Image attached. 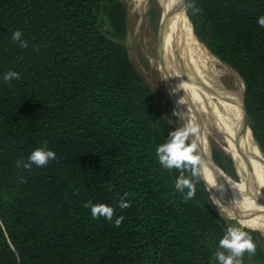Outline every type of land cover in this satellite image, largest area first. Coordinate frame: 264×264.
Masks as SVG:
<instances>
[{
  "label": "trees",
  "instance_id": "1",
  "mask_svg": "<svg viewBox=\"0 0 264 264\" xmlns=\"http://www.w3.org/2000/svg\"><path fill=\"white\" fill-rule=\"evenodd\" d=\"M184 4L196 38L242 79L264 154V0ZM126 33L124 0H0V264H217L227 227L242 226L218 210L208 174L185 200L175 181L190 173L158 162L179 124L130 61ZM45 146L54 160L22 166ZM212 155L237 177L229 155ZM89 203L111 206L112 220Z\"/></svg>",
  "mask_w": 264,
  "mask_h": 264
},
{
  "label": "bare ground",
  "instance_id": "2",
  "mask_svg": "<svg viewBox=\"0 0 264 264\" xmlns=\"http://www.w3.org/2000/svg\"><path fill=\"white\" fill-rule=\"evenodd\" d=\"M157 2L162 9V21L173 34L174 47H179L182 44L186 49L187 66L184 72L186 74L191 73V80L194 84L192 93H187L180 77H178L173 59L166 58L160 51L157 55L161 60L160 68L167 86L166 89L169 92L171 89L175 90L174 94L169 96L174 104L176 103L185 112L187 118L198 126V139L196 142L198 151L205 162L207 174L210 176L207 177L214 181L215 186L220 191L227 185L233 187L246 214L264 237V156L259 150L251 131L244 124L239 107L231 110L228 105L225 89L220 83L222 71L208 64L207 58L201 53L200 44L195 40L191 24L186 17L187 15H185L182 0H157ZM216 59L219 60L217 57ZM222 68L226 73L239 78L229 67ZM204 91H209L214 95L218 94V104H211L206 99ZM243 91L244 83L242 90L240 89L239 105H241ZM181 96H184V102L181 101ZM189 109L192 116L185 111ZM210 129L222 135L224 142L231 149L232 156L238 162V166L245 159L252 164L254 174L251 180L242 178L241 184L237 185L217 169L204 147L203 134Z\"/></svg>",
  "mask_w": 264,
  "mask_h": 264
},
{
  "label": "rangeland",
  "instance_id": "3",
  "mask_svg": "<svg viewBox=\"0 0 264 264\" xmlns=\"http://www.w3.org/2000/svg\"><path fill=\"white\" fill-rule=\"evenodd\" d=\"M124 2L127 9V33L125 36V45L128 57L142 79L151 87L162 108L170 111L177 119L179 126H183L182 124L185 123V119L179 114L185 112L181 110L176 103L174 104L169 96L174 94V90L171 89L169 92L168 89H166L167 86L165 80H163L164 77L160 68L161 60L157 54L161 51L162 55L166 58L173 59V63L176 65V70L179 75L177 76L180 77L181 83L186 89V92L190 94L194 89V84L191 80V73L186 74L184 72L187 66L186 49L182 44H180L179 47H174L173 34L164 24V21H162V9L157 0H124ZM192 32L195 40L200 44L201 53L207 58L208 64L217 67L222 71L220 83L225 89L228 105L231 107V110L239 107L240 115L243 118V109L242 106L239 105L242 79L240 80L239 78H235L233 75L226 73L222 67L228 66L217 60L216 57L196 38L193 28ZM204 95L211 104H218V94L214 95L209 91H204ZM180 99L182 102L185 101L184 96H181ZM185 111L189 112L192 116L190 109ZM204 134V147L214 165L226 178L237 185L241 184L242 178L248 180L252 179V175L254 174L252 164L245 159L242 160L238 166V162L232 156L231 149L224 142L222 135L212 129ZM191 139L192 138L190 137V141ZM216 148H219L231 157L236 171V178L228 175L215 164L212 152L213 149ZM211 185L214 189L215 198L221 199L225 204L218 206V210L225 216L236 218L243 226V229L251 235L256 244V251L254 254L259 256V259L252 260L254 254L245 252V256L248 258L247 264H264V237L246 214L242 202L233 187L227 185L222 188V191H220L215 186L214 181L211 182Z\"/></svg>",
  "mask_w": 264,
  "mask_h": 264
},
{
  "label": "clouds",
  "instance_id": "4",
  "mask_svg": "<svg viewBox=\"0 0 264 264\" xmlns=\"http://www.w3.org/2000/svg\"><path fill=\"white\" fill-rule=\"evenodd\" d=\"M257 23L260 27H264V16H260L257 19ZM21 36V31L17 30L13 32V42L19 41L22 47H27V42L21 40ZM3 79L5 81L19 79V74L15 71H8ZM179 115L186 119L187 122L168 134L166 142L156 148V157L160 165L165 169H183L190 173L189 176H185L182 172L175 181V189L184 195L185 200H189L194 197L196 184L200 178H203L206 183H209V181L205 162L198 151V144L196 142L198 139V126L194 125L185 113H180ZM190 137L192 138L191 142H189ZM55 158V152L46 146L36 148L29 155V162L23 163L22 166L24 168H31L34 164L37 167H42ZM20 166L21 162L18 161L17 167ZM86 206L90 207L93 218L103 216L107 220H112L114 210L111 206L91 203ZM119 207L121 209L129 207V203L122 198L119 202ZM122 219L123 217L117 218L115 223L119 225ZM221 249L227 250V254ZM255 251L256 244L251 235L243 229V226H229L220 239L219 247L214 256L217 264H242L241 258L245 252L254 254Z\"/></svg>",
  "mask_w": 264,
  "mask_h": 264
},
{
  "label": "water",
  "instance_id": "5",
  "mask_svg": "<svg viewBox=\"0 0 264 264\" xmlns=\"http://www.w3.org/2000/svg\"><path fill=\"white\" fill-rule=\"evenodd\" d=\"M182 2H183V7H184V9H185V4H184V0H182ZM185 13H186V9H185ZM186 15H187V13H186ZM188 18V17H187ZM190 22V21H189ZM192 26V25H191ZM244 93H245V88H244V91H243V93H242V96H241V100H243V97H244ZM242 108H243V105H242ZM243 119H244V124L247 126V128L250 130V128H249V126H248V123H247V120H246V117H245V112H244V108H243ZM251 131V130H250ZM251 134H252V132H251ZM253 136V135H252ZM257 144V143H256ZM258 146V145H257ZM259 148V147H258ZM259 150H260V148H259ZM261 151V150H260ZM261 153H262V151H261ZM263 154V153H262ZM263 156H264V154H263ZM214 164V163H213Z\"/></svg>",
  "mask_w": 264,
  "mask_h": 264
}]
</instances>
